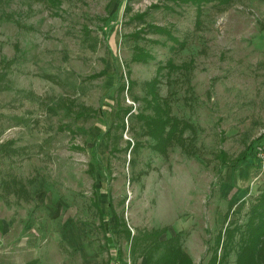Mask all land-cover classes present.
<instances>
[{
    "label": "rangeland",
    "instance_id": "374dc122",
    "mask_svg": "<svg viewBox=\"0 0 264 264\" xmlns=\"http://www.w3.org/2000/svg\"><path fill=\"white\" fill-rule=\"evenodd\" d=\"M192 1L0 0V264H132L116 215L183 217L200 264L236 263L264 193V0ZM155 77L191 124L165 151L138 117Z\"/></svg>",
    "mask_w": 264,
    "mask_h": 264
},
{
    "label": "trees",
    "instance_id": "16d2710c",
    "mask_svg": "<svg viewBox=\"0 0 264 264\" xmlns=\"http://www.w3.org/2000/svg\"><path fill=\"white\" fill-rule=\"evenodd\" d=\"M191 1V0H187ZM206 1V0H205ZM192 2H198V3H203L204 0H193ZM144 14L143 13H137L135 14V18L141 19L143 18ZM164 29V27L159 28V30ZM166 32H168L170 38L172 40H177L178 42H181V46H184L185 44L183 43L178 36L173 35L170 33L167 29H165ZM140 34V30L135 31L133 35H138ZM152 55L149 51L143 50V49H136L134 50L133 53V58L132 60L136 61H142V62H147L149 58H151ZM167 66H172V62L168 61L166 63ZM162 68V67H160ZM157 77L153 78L150 80V84L153 86L152 90V96L150 98V101L155 104L156 111L155 113L157 115H143L140 116L138 114V117L141 119L145 120V123L147 125V130L148 134H154V137L156 139V145L154 146L157 149H160L162 151H165V148L167 147L168 144H172L174 140H178V135L180 132L185 131L187 129L191 128V124H189L186 121L178 120L176 118H173L170 113L169 109V104L166 99H164L167 102L166 107L162 109V106L164 105L163 103H160V96L155 92V87H156V82H157ZM122 89L125 88L124 84H121ZM152 107H154L152 105ZM124 111L125 114H128L131 111V107L129 106H124L121 104V102L118 104L116 113L117 116H121L118 113L121 111ZM166 115V117L164 116ZM124 119V117H123ZM169 124V132L167 137H164V130H165V125ZM117 126H125L124 121L121 122V124L116 123ZM165 138V139H164ZM180 140V145L184 146L186 139L182 140V138L179 136ZM131 145V144H130ZM242 157H246L247 155L244 154ZM243 158V159H244ZM245 158V159H246ZM21 189V188H19ZM25 190V189H24ZM27 192V190H25ZM28 194V193H27ZM249 217L248 220L244 224V229H242L241 236L239 238L240 245H239V251H238V258L235 264H259V262L264 263V193L259 196L258 201L254 202L249 208ZM113 264H118L117 261H115Z\"/></svg>",
    "mask_w": 264,
    "mask_h": 264
},
{
    "label": "crops",
    "instance_id": "0c3cea01",
    "mask_svg": "<svg viewBox=\"0 0 264 264\" xmlns=\"http://www.w3.org/2000/svg\"><path fill=\"white\" fill-rule=\"evenodd\" d=\"M172 34L174 35L173 32ZM131 56L133 58V54ZM138 62L145 63L142 61ZM101 216H103V213ZM120 217L116 215V223L119 226L117 228L126 236V241L129 242L131 245L130 249L135 254V256H131V259H133L132 264H200L199 261L202 259L201 247L203 246L197 243L196 247L193 248L192 243L185 238L184 232L190 228L188 221L183 217L178 222L168 221L161 223L159 221L152 224L144 223L145 225H141L142 228L138 224L130 225L125 218L121 217V219ZM136 231H139V233ZM109 241L111 240L107 238L106 245L110 248L112 243ZM139 249L140 253L138 254ZM116 251L118 252V250ZM113 254L110 248V254L108 253L106 259L107 264H113L117 261L114 260L115 256ZM119 255H121L122 260H125L126 257L123 258L122 250L119 251ZM36 264H48V262L43 261Z\"/></svg>",
    "mask_w": 264,
    "mask_h": 264
},
{
    "label": "built area",
    "instance_id": "2783aa9c",
    "mask_svg": "<svg viewBox=\"0 0 264 264\" xmlns=\"http://www.w3.org/2000/svg\"><path fill=\"white\" fill-rule=\"evenodd\" d=\"M262 154V153H261Z\"/></svg>",
    "mask_w": 264,
    "mask_h": 264
}]
</instances>
